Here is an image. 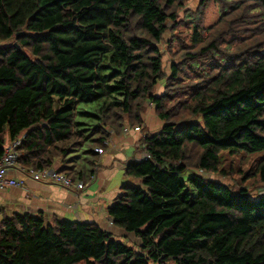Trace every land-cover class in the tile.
Instances as JSON below:
<instances>
[{
    "label": "trees",
    "instance_id": "16d2710c",
    "mask_svg": "<svg viewBox=\"0 0 264 264\" xmlns=\"http://www.w3.org/2000/svg\"><path fill=\"white\" fill-rule=\"evenodd\" d=\"M185 1L0 0V157L23 135L22 166L87 182L95 148L140 126L147 154L107 209L140 251L94 222L17 213L0 222V264H264V195L204 175L223 173L222 151L264 152V0L187 10L167 76L159 43ZM151 104L162 124L144 132ZM253 175L264 183V157Z\"/></svg>",
    "mask_w": 264,
    "mask_h": 264
},
{
    "label": "crops",
    "instance_id": "0c3cea01",
    "mask_svg": "<svg viewBox=\"0 0 264 264\" xmlns=\"http://www.w3.org/2000/svg\"><path fill=\"white\" fill-rule=\"evenodd\" d=\"M152 121L158 120L154 117ZM145 125L146 122L144 127ZM142 131L143 126L140 131L131 129L127 134H112L111 144L104 148L103 154H100L99 170L80 191L29 177L25 178L24 187L14 186L0 191V222L5 217L17 213L42 212L50 222L56 218L94 222L115 236L121 235L120 229L108 224L107 209L121 193L123 184L138 182L136 178L126 175L125 166L129 161L140 157L141 152L137 149V143ZM11 175L17 173L12 171ZM75 204H77L76 209L71 207Z\"/></svg>",
    "mask_w": 264,
    "mask_h": 264
},
{
    "label": "rangeland",
    "instance_id": "374dc122",
    "mask_svg": "<svg viewBox=\"0 0 264 264\" xmlns=\"http://www.w3.org/2000/svg\"><path fill=\"white\" fill-rule=\"evenodd\" d=\"M200 1L201 0H187L184 2V5L182 7L178 8V21L180 22L176 24V29L174 31L169 28L165 32L161 42L159 43V48L164 55V71L167 76L170 75V67L172 63H176L182 60V57L174 56V53L177 52L181 46L183 47V45L185 44L189 45L191 42V28L189 24L182 21L185 19L184 14L187 10L197 12L199 9ZM219 9L220 8L217 3L215 1H211L205 8L204 13L199 15V23L204 25L205 27L211 25L219 17ZM189 19L190 18H188L187 21ZM1 43L3 44V42H0V44ZM163 91V86L161 84H158L155 88L154 93L160 94ZM153 116L157 118L154 112V108L151 104L149 105V109H147V112L145 114L144 122H146V125L144 128V132H154L156 129L160 128L162 122H160L158 118L157 122H153ZM107 147L108 145L106 144L104 148ZM263 157L264 152H239L233 155L229 154L226 151H222L220 153L219 169L223 170V173H204V175L220 183L231 185L235 189H238L239 187H245L250 191L251 196L254 198L263 196L264 183H262L257 176L253 175L255 166ZM137 183L133 182L132 184ZM116 238L122 240L128 246L134 248L136 251H140L139 244L133 233H125L124 231H121V235H117Z\"/></svg>",
    "mask_w": 264,
    "mask_h": 264
},
{
    "label": "built area",
    "instance_id": "2783aa9c",
    "mask_svg": "<svg viewBox=\"0 0 264 264\" xmlns=\"http://www.w3.org/2000/svg\"><path fill=\"white\" fill-rule=\"evenodd\" d=\"M129 128H125L123 133L127 134ZM135 131H140V127H135ZM23 135L7 143L4 147L3 154L0 157V191L5 190L9 187H24L25 178L29 177L37 181H47L49 183L59 185L68 189H74L80 191L87 186L86 182L81 180L72 181V179L66 174L60 172L57 169V163L49 168H34L22 166L19 162L22 152L19 150ZM108 146L111 144L110 140L106 143ZM138 147H141L140 141L137 143ZM95 151L99 154L104 153V148H95ZM147 158V154L141 151L140 157L137 160H144ZM15 171L17 175H11L10 173ZM72 208L76 209L77 204L72 205ZM1 209V203H0ZM108 224L113 225L110 217L108 218Z\"/></svg>",
    "mask_w": 264,
    "mask_h": 264
},
{
    "label": "water",
    "instance_id": "95a60500",
    "mask_svg": "<svg viewBox=\"0 0 264 264\" xmlns=\"http://www.w3.org/2000/svg\"><path fill=\"white\" fill-rule=\"evenodd\" d=\"M19 35H20V33L17 34V36H19Z\"/></svg>",
    "mask_w": 264,
    "mask_h": 264
}]
</instances>
